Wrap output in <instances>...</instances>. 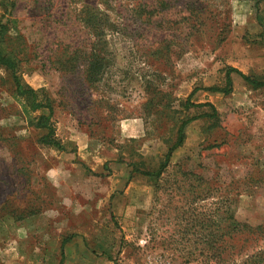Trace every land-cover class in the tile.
Masks as SVG:
<instances>
[{"label":"rangeland","instance_id":"374dc122","mask_svg":"<svg viewBox=\"0 0 264 264\" xmlns=\"http://www.w3.org/2000/svg\"><path fill=\"white\" fill-rule=\"evenodd\" d=\"M0 49L63 147L40 143L48 111L24 114L0 67V264H223L224 206L247 227L224 264L261 263L264 88L231 72L230 93L208 89L228 69L264 80V0H0ZM189 96L217 122L140 174L210 112Z\"/></svg>","mask_w":264,"mask_h":264},{"label":"trees","instance_id":"16d2710c","mask_svg":"<svg viewBox=\"0 0 264 264\" xmlns=\"http://www.w3.org/2000/svg\"><path fill=\"white\" fill-rule=\"evenodd\" d=\"M259 20V18H258ZM261 26L262 23H260ZM0 67L4 68L6 71L9 72L13 87V97L21 102L23 104L24 108V114L28 115L27 107H29V110L31 111H37V110H47L48 115H40L36 121V127L43 131L41 137H40V143L49 147H54L58 150H63V147L58 139L55 137V130L52 125L51 116L53 114V107L50 99L45 96V93L40 90H33L27 86H25L18 74H17V68H18V62L16 59L9 57L5 55L1 49H0ZM98 66H96L97 69ZM231 72L236 73L247 85H250L254 89H260L264 88V80L255 79L250 76H246L242 74L240 71L234 70V69H228L225 73V87L223 88H209L208 91L213 93H223L228 94L230 93L232 89V80L230 77ZM42 96V97H40ZM191 96V94H190ZM190 96L187 98L186 103L184 104L185 108H197L201 109L204 107H209L210 112L209 113H202L198 116H193L189 119H184L180 122L179 126L176 129V137L174 143L167 149V152L164 157V161L159 165L158 169L154 172H140V174L147 176L151 179L159 178L165 169L169 165L171 154L179 148L183 144V140L185 137V128L193 121L199 119V118H206L210 120H214V122H217V113L214 110V108L211 107L208 103L204 104H194L190 102ZM132 172H135V169L132 170ZM187 174V173H186ZM183 173V175H186ZM210 189H208L209 191ZM209 195V193H207ZM224 211L221 213V215L218 218V221L214 223L215 227L221 228L219 233L216 235L217 237V258L220 263H225L226 261L230 260V257H232L235 254L236 245L234 240L235 239H241L242 237H245L247 232L245 231L247 229L245 224L238 223L233 220L232 216L227 213L225 210V206L223 207ZM211 219H208L206 221L207 226L209 227L211 223ZM224 226V227H222ZM208 235H211V232H208ZM67 239L63 241L65 243ZM264 254V251H263ZM262 259L260 264H264V255L262 257H259Z\"/></svg>","mask_w":264,"mask_h":264}]
</instances>
